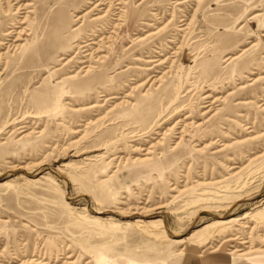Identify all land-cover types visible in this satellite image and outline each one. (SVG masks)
<instances>
[{"label":"rangeland","instance_id":"rangeland-1","mask_svg":"<svg viewBox=\"0 0 264 264\" xmlns=\"http://www.w3.org/2000/svg\"><path fill=\"white\" fill-rule=\"evenodd\" d=\"M21 3L0 264H264V0Z\"/></svg>","mask_w":264,"mask_h":264},{"label":"bare ground","instance_id":"bare-ground-1","mask_svg":"<svg viewBox=\"0 0 264 264\" xmlns=\"http://www.w3.org/2000/svg\"><path fill=\"white\" fill-rule=\"evenodd\" d=\"M2 1H3V5H4L3 6V12L5 13L4 14L5 18L2 19V21H4L6 18H9V20H11V25H12V26L8 27V29H7V31H6V33L4 35L5 36H9L11 38L14 37V40L12 41L11 38H10L5 43L4 39L0 38V45L7 44L8 47H11V49H19V48L23 47L24 44H22V43L16 44V41L19 40V37L21 35L26 33V28H22V25L25 24L27 19L30 17V15H28L27 13L32 12V9L29 7L31 3H24V4L21 3L20 4V2L22 0H2ZM11 1H13L14 3L10 4ZM108 4H110V3L108 2ZM99 5H100V3H98V4L95 3L94 6L88 12L94 11ZM115 7H117V6L115 5ZM0 10H1V8H0ZM108 10L109 9L107 8V10L105 12H103V13H106ZM99 17L100 16L97 15L94 19H98ZM0 25H1V22H0ZM117 25H119V24H117V23L114 24L110 35H108L107 37H104L107 42H110V39L114 38V36H112L111 34L116 32V26ZM90 45H92V44H90ZM3 54L4 53H0V56H2ZM98 58H100V57H98ZM90 68H91L90 65H86V66H83L82 69L83 70L85 69V71H88V70H90ZM241 250L242 249H236V251H241ZM246 253L247 252H242L241 254H246ZM248 261L250 262V264H256L257 263L255 258L249 259Z\"/></svg>","mask_w":264,"mask_h":264}]
</instances>
